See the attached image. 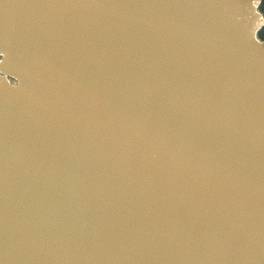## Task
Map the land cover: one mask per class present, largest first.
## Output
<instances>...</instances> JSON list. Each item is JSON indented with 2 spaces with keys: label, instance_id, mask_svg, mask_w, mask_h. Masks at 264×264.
Listing matches in <instances>:
<instances>
[{
  "label": "water",
  "instance_id": "1",
  "mask_svg": "<svg viewBox=\"0 0 264 264\" xmlns=\"http://www.w3.org/2000/svg\"><path fill=\"white\" fill-rule=\"evenodd\" d=\"M262 0H0V264H264Z\"/></svg>",
  "mask_w": 264,
  "mask_h": 264
},
{
  "label": "trees",
  "instance_id": "2",
  "mask_svg": "<svg viewBox=\"0 0 264 264\" xmlns=\"http://www.w3.org/2000/svg\"><path fill=\"white\" fill-rule=\"evenodd\" d=\"M262 1H263V6H262V11L261 12H264V0H262ZM259 37H260V39L264 40V28L260 32Z\"/></svg>",
  "mask_w": 264,
  "mask_h": 264
},
{
  "label": "flooded vegetation",
  "instance_id": "3",
  "mask_svg": "<svg viewBox=\"0 0 264 264\" xmlns=\"http://www.w3.org/2000/svg\"><path fill=\"white\" fill-rule=\"evenodd\" d=\"M262 6H263V1L261 3V6H260V11H262ZM262 14L264 15V12H262Z\"/></svg>",
  "mask_w": 264,
  "mask_h": 264
}]
</instances>
